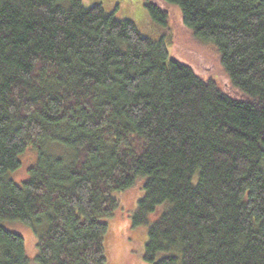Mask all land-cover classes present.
Returning <instances> with one entry per match:
<instances>
[{"label":"trees","instance_id":"trees-1","mask_svg":"<svg viewBox=\"0 0 264 264\" xmlns=\"http://www.w3.org/2000/svg\"><path fill=\"white\" fill-rule=\"evenodd\" d=\"M145 5L159 39L102 4L0 0V264H30L4 221L39 264H108L137 182L147 261L264 264V0Z\"/></svg>","mask_w":264,"mask_h":264},{"label":"rangeland","instance_id":"rangeland-1","mask_svg":"<svg viewBox=\"0 0 264 264\" xmlns=\"http://www.w3.org/2000/svg\"><path fill=\"white\" fill-rule=\"evenodd\" d=\"M86 7L94 4H102L105 10L118 19H129L135 22L139 31L152 39H159L165 30L159 27L152 19L145 0H82ZM178 9V8H177ZM176 9L175 18L179 23L180 15ZM180 11V10H179ZM170 36V33H168ZM178 42H186L187 36L182 31L177 35ZM168 48L171 54L184 60L188 53H183L176 45L167 38ZM186 45V44H185ZM38 155L29 149L20 156L21 166L10 172V177L20 183L29 177V168L36 164ZM119 207L114 216L109 219L110 234L107 250L108 264H153L145 259L146 243L148 241V230L151 223L134 228L132 225L133 215L136 213L138 201L143 196L141 184L137 182L130 189L118 193ZM151 217V222L154 220ZM4 225L11 231L22 235L25 239L27 256L30 264H39L36 260L37 235L34 230L23 222L4 221Z\"/></svg>","mask_w":264,"mask_h":264}]
</instances>
